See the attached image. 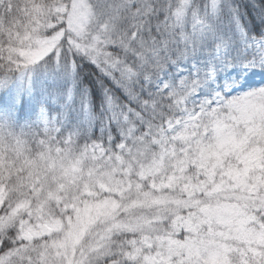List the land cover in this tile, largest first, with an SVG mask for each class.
Listing matches in <instances>:
<instances>
[{
	"label": "snow or ice",
	"instance_id": "snow-or-ice-1",
	"mask_svg": "<svg viewBox=\"0 0 264 264\" xmlns=\"http://www.w3.org/2000/svg\"><path fill=\"white\" fill-rule=\"evenodd\" d=\"M0 264H264V0H0Z\"/></svg>",
	"mask_w": 264,
	"mask_h": 264
}]
</instances>
